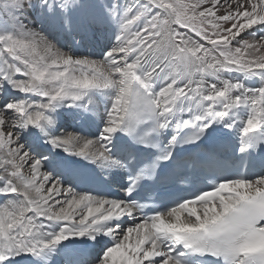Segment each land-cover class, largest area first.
I'll list each match as a JSON object with an SVG mask.
<instances>
[{"label": "snow or ice", "instance_id": "snow-or-ice-1", "mask_svg": "<svg viewBox=\"0 0 264 264\" xmlns=\"http://www.w3.org/2000/svg\"><path fill=\"white\" fill-rule=\"evenodd\" d=\"M0 15V264H264V0Z\"/></svg>", "mask_w": 264, "mask_h": 264}, {"label": "bare ground", "instance_id": "bare-ground-1", "mask_svg": "<svg viewBox=\"0 0 264 264\" xmlns=\"http://www.w3.org/2000/svg\"><path fill=\"white\" fill-rule=\"evenodd\" d=\"M82 51L85 52L86 54L91 53V55H95L96 58H100V57H99V48H98V46H88V47H86L85 49H82ZM257 83H259V82L257 81ZM100 113L103 114V106H102V105H101V107H100ZM87 131H88V129H85V132H87ZM91 131H92V132H95L94 129H93V127L91 128ZM231 136L234 137L235 140H238V130H233V131H231ZM227 138H228V137H226V139H227ZM259 173H260V172H259V170H258L257 168H252V169H251V178L255 179L256 176H257ZM136 222H138V220H137ZM130 224L133 225L134 222L131 221V220H126L125 227L130 226Z\"/></svg>", "mask_w": 264, "mask_h": 264}, {"label": "rangeland", "instance_id": "rangeland-1", "mask_svg": "<svg viewBox=\"0 0 264 264\" xmlns=\"http://www.w3.org/2000/svg\"><path fill=\"white\" fill-rule=\"evenodd\" d=\"M0 22H4V23H6V22H7V16L0 15ZM88 54H91V53H88ZM70 130H71V129H70Z\"/></svg>", "mask_w": 264, "mask_h": 264}]
</instances>
